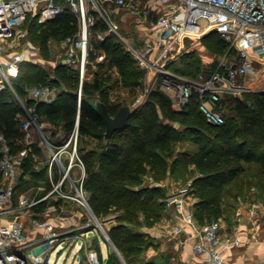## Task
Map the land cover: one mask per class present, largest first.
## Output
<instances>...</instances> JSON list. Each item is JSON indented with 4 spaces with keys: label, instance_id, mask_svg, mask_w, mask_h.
Wrapping results in <instances>:
<instances>
[{
    "label": "trees",
    "instance_id": "1",
    "mask_svg": "<svg viewBox=\"0 0 264 264\" xmlns=\"http://www.w3.org/2000/svg\"><path fill=\"white\" fill-rule=\"evenodd\" d=\"M64 4V10L53 18L41 22L38 10H33L24 23L28 39L46 58L52 55L49 39L62 40L78 29L70 4ZM106 27L99 21L92 30ZM201 41L216 52H226L229 48L228 41L217 31L207 32ZM99 45L107 50L125 85L143 86L146 80L144 68L115 32H109ZM229 51L235 52L232 48ZM215 63L198 68L194 54L189 53L185 57V67H168L193 76ZM99 72L93 80H84L80 102L79 152L86 164L84 188L88 202L127 264H158L153 257L143 259L145 250L152 245V238L142 230L144 225L150 226L160 220L166 209L167 191L158 183L169 185L172 177L182 173L186 178L190 177V193L197 198L193 204L194 216L204 224L225 215L226 184L245 169V162H257L264 174V89L248 91L242 96L226 94L221 100L224 122L214 124L201 110L196 93L177 108L168 93L155 88L145 100L132 105L128 123L106 139V123L90 101L100 98L112 114L123 103L111 102L109 90L112 84ZM32 84L55 86L58 90L54 100L46 102L23 97L28 92L26 87ZM13 87L39 116L56 124L62 123L65 132L55 141L61 142L68 137L79 107L78 69L63 61L49 69L38 62L24 60L13 79ZM230 101H234V114L227 110L226 103ZM21 111L22 107L9 87L0 91V130L13 151L23 146ZM88 136L97 141L86 148L81 143ZM184 141L195 143L197 149L180 148L179 144ZM37 150L34 146L26 155L20 183L26 181V175L38 177L42 174L32 160L33 152ZM115 253L112 251L111 255ZM112 261L115 260L109 256L104 264H112Z\"/></svg>",
    "mask_w": 264,
    "mask_h": 264
},
{
    "label": "built area",
    "instance_id": "2",
    "mask_svg": "<svg viewBox=\"0 0 264 264\" xmlns=\"http://www.w3.org/2000/svg\"><path fill=\"white\" fill-rule=\"evenodd\" d=\"M64 1L70 4L75 13L78 29L64 37L61 55L52 62L56 66L63 61L78 69L80 88L74 128L67 138L57 142L40 122L35 108L27 105L16 93L13 79L21 63L25 59H31V54L26 57L29 44L23 41L27 35L24 23L29 12L38 10L39 21L44 22L62 12L65 2L0 0V91L9 87L22 106L19 120L24 142L23 147L13 151L12 145L0 130V264H44L46 252L56 244L74 238V244H79L78 238L87 243L90 241L87 228L94 224L101 227L89 209L88 193L84 188L86 164L79 152L80 102L83 82L88 79L89 53L93 47L91 28L102 21L107 27L99 32L101 38L111 31L117 32L119 24L114 17L115 8H124L129 12L141 8L156 9L158 5H164L165 8L154 22L157 38L152 44H146L144 50L130 42L126 45L140 60L141 65L151 69L147 84L133 105L145 100L155 88L168 93L177 108L196 93L207 120L219 124L225 119L221 100L226 94L242 96L245 92L261 88L254 87L247 80L254 62L264 65V0ZM212 30L219 32L228 41L229 48L210 68L191 76L179 73L164 63L168 54L185 37H202ZM231 48L235 50L233 54H230ZM157 49L159 52L154 59L147 60V53H153ZM28 95L36 100L51 102L55 98V89L50 84L35 85L30 88ZM35 139L47 157L46 176L50 188L46 190L42 184L28 183L16 195L22 164L32 150ZM40 169L37 166V170ZM189 185L190 182L178 191H171L165 197L166 204L175 206L182 218L192 226V233L197 237L193 244L194 252L215 264H226L220 251L221 246L227 243L221 233V223L217 219L204 224L197 223L192 203L185 200L191 190ZM50 198L61 203L48 206ZM67 202L86 208L88 219L61 229L58 226L59 216L50 215V212L57 208L66 211ZM61 214L64 215L63 212ZM250 214L256 218L259 214L258 207H253ZM182 230V224L175 223L168 234L178 235ZM86 261L87 264H102L100 255L94 248H89ZM253 264H264V261Z\"/></svg>",
    "mask_w": 264,
    "mask_h": 264
},
{
    "label": "crops",
    "instance_id": "3",
    "mask_svg": "<svg viewBox=\"0 0 264 264\" xmlns=\"http://www.w3.org/2000/svg\"><path fill=\"white\" fill-rule=\"evenodd\" d=\"M158 6H161L163 12L165 9L164 5ZM158 6L156 7V9L152 10H156L159 15L162 12L160 13L161 9ZM125 10L126 9L124 8H115L114 17L118 24L120 22L119 16ZM140 11L143 12L144 8H141ZM158 15L154 16L153 27ZM26 38L27 35L23 39V41L29 44L28 50L31 52V59L29 58L25 60L34 61L35 57L32 54V48L35 47V44L30 39ZM63 39L61 40L62 44ZM130 43L136 47L141 48L140 46L133 44L132 42ZM256 63L262 64L258 61L254 62V64ZM258 87H261L260 89L262 90L264 89V86ZM21 98L24 99L23 97ZM34 146H37L38 150L41 149L38 146L36 139L35 143L33 144V147ZM36 152L37 151L33 152V156L36 154ZM191 167L193 168L194 165H192ZM184 177L185 174L182 173L178 177L171 178L168 185L167 195L171 191H178L186 185L185 183L191 182L190 177ZM30 179H32V177L30 175H27L24 184L20 183L19 181L16 195L19 194V192L24 188L25 185L31 183ZM16 195L15 198H17ZM196 199V196H194V194L192 193H189L185 196L186 202L192 203V208ZM55 203L58 204L61 203V201H55ZM224 204L226 207V213L224 216L219 217L217 220H219L221 223L222 236L227 240V243L223 244L220 248L225 263L253 264L258 261H264V174L262 173L260 165L257 162H245V169L241 173H239L233 180L226 184ZM41 206H43V204ZM255 206L258 207L259 214L256 218H253L250 214V210ZM80 207L83 208L88 214L86 208L79 206L74 202H67L65 204L66 211H62L64 215H61L58 218L59 228H68L70 226L80 224L82 220L84 221V219H82L83 212L77 210ZM175 223H181L183 226V230L180 234L171 236L168 234V231H170L172 225ZM197 223L200 224L198 221ZM87 229L89 233L94 230L95 234L90 236V241H92L94 244L91 248L96 249L99 255H101L99 246L96 243L98 241L97 230H100L106 238L105 233L103 232L101 227L95 224L88 227ZM142 230L147 232L152 238V245H150L145 250V254L143 256V259L145 260L147 258L153 257L158 264H215L214 262L205 260L202 256L197 255L194 252L193 244L197 237L192 233V226L182 218L181 213L176 209L175 206H168L166 204V209L161 219L155 222V224L153 225H144L142 227ZM112 251H115L113 247ZM109 256H111V253ZM112 264L117 263L116 261H112Z\"/></svg>",
    "mask_w": 264,
    "mask_h": 264
},
{
    "label": "rangeland",
    "instance_id": "4",
    "mask_svg": "<svg viewBox=\"0 0 264 264\" xmlns=\"http://www.w3.org/2000/svg\"><path fill=\"white\" fill-rule=\"evenodd\" d=\"M161 9V6H158ZM158 9V8H157ZM36 12V11H35ZM162 12V9L160 13ZM158 15L156 10H149L148 8L144 9V11L136 10L135 12H128L127 10L123 11L119 16V28L118 31L115 32L119 36V40L122 44L127 45V42H132L141 47V50H144L146 47V43H153V40L157 38V34L153 27L154 16ZM76 17V16H75ZM77 18V17H76ZM77 28H78V20H77ZM101 30L99 28L92 30L91 41L93 44L92 49L89 53V61L87 65V76L89 80H93L96 76L97 71L99 70L100 74L105 78L106 82H110L112 86L110 87L109 93L112 103H123V104H131L133 105L136 97L144 90V87L147 84V80L150 76L151 69L144 65H141L140 60L135 56L137 63L144 68L146 80L143 86H131L125 85L122 82V76L118 70V67L114 65L110 60V55L107 50H105L102 46L99 45L101 39L99 36V32ZM114 32V31H113ZM28 39V37L26 38ZM145 43V44H144ZM50 49L52 55L49 58L44 57L37 45L33 47L32 54L34 55L35 62H38L40 65L51 69L53 67V59L59 58L62 52L63 44L61 40L49 39ZM143 45V47H142ZM159 52V49L155 50L153 53H147V60L151 61L154 59L155 55ZM225 51L216 52L208 48L201 41V37H185L182 43L177 44L176 47L168 54L167 60H165L166 65H170L172 68H183L186 66L185 57L187 54H194L198 68L205 66L207 64H212L216 62L222 55H224ZM31 52L27 50L26 57L30 56ZM234 51H230V54H233ZM101 64L103 65L101 67ZM254 87L264 86V65L256 63L250 69V73L248 75V80ZM35 84L28 85L26 88L28 90L27 94L23 95L29 96V91L32 86ZM53 86V85H52ZM55 92L58 90L55 86H53ZM171 92V91H170ZM17 99V98H16ZM19 102V100L17 99ZM20 103V102H19ZM227 110L228 113L234 114L235 111L233 109L234 101L227 102ZM39 120L42 124H44L47 131L50 133L51 138L53 140H59V138L64 134V128L62 123L56 124L49 120L44 116H39ZM97 141L94 137H84V142L81 145L87 147L95 144ZM188 146V147H187ZM180 148H189L194 151L197 149V145L195 143L184 141L179 144ZM36 156H33L32 160L34 162V167H41L42 174L38 177H32L30 179L33 184H42L46 187V190L50 188V184L47 180L46 176V154L43 149L37 150ZM66 154L63 155L65 159ZM191 170V169H190ZM192 172V171H191ZM190 172V173H191ZM22 182V181H21ZM25 182L23 181L22 184ZM188 185V182L185 183ZM191 186V185H189ZM55 204V199L50 198L48 202V206H52ZM81 208V207H80ZM75 208L79 211H82V220L81 222H85L88 218V214L83 208ZM62 211L60 209H53L50 212V215L53 216H61ZM58 218V217H57ZM80 222V223H81ZM98 231L96 242L99 246L100 257L102 259V263H105L110 253L112 252V246L109 244L108 240L104 237L103 233L100 230ZM95 232L92 230L88 235L92 236ZM75 239V238H74ZM74 239L68 241L63 240L62 242L56 244L52 249L46 252V261L44 264H87L86 257L88 255L89 248L93 247V242L88 241L85 243L82 238H78L79 244H74ZM43 249V248H39ZM111 258L116 261L118 264H123L122 260L118 256L117 253L111 255Z\"/></svg>",
    "mask_w": 264,
    "mask_h": 264
},
{
    "label": "water",
    "instance_id": "5",
    "mask_svg": "<svg viewBox=\"0 0 264 264\" xmlns=\"http://www.w3.org/2000/svg\"><path fill=\"white\" fill-rule=\"evenodd\" d=\"M90 102L93 105V107L95 108V110L97 111V113L104 119V121L106 123V130H105V138L106 139L110 138V136L112 135V133L115 130L124 127L128 123L129 117L133 111V106L131 104H123L117 109V111L114 114H112L109 111V108L106 105V103L103 100H101L100 98H95V99L91 100ZM158 186L160 188H162L164 191L168 190V184L167 183H158ZM89 209L92 212V214L94 215L95 219L99 222L103 232L106 235V238L108 239V241L112 245L115 252L119 255L123 264H127L126 261L124 260L123 256L121 255V253L119 252V250L115 246L114 242L111 240L107 230L102 226L101 221L99 220V218L97 217V215L93 211L90 204H89Z\"/></svg>",
    "mask_w": 264,
    "mask_h": 264
}]
</instances>
